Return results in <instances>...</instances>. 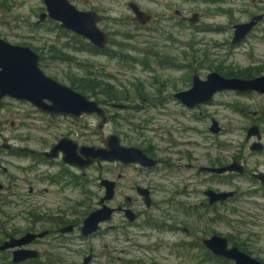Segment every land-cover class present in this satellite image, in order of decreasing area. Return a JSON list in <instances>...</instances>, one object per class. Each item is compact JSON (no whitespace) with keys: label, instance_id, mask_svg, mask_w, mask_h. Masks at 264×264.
<instances>
[{"label":"rangeland","instance_id":"rangeland-1","mask_svg":"<svg viewBox=\"0 0 264 264\" xmlns=\"http://www.w3.org/2000/svg\"><path fill=\"white\" fill-rule=\"evenodd\" d=\"M26 1L22 15L31 17L35 22L39 19L44 1ZM71 1L79 8H94L102 14L99 24L112 35L109 53L88 50L86 47L90 41L85 36L62 27L52 19L37 25V38L33 44L42 47L44 51L46 45L52 49L49 58H46V69L59 81L73 85L72 80L85 79V83L101 84L104 88L114 90L112 93H118L122 102L135 105L129 111L111 108L118 116L115 122L106 126V131L122 133L123 142L128 145H152L157 149L155 154L167 159L150 176L157 184V202L163 198L170 199V204L164 202L162 208H167L172 214L176 213L178 220H169L170 216H163L161 211L154 216L166 223L186 225L197 231L205 227L227 236L232 235L241 248L264 261V193L257 192L260 187L258 183L249 173L211 179L212 174L200 170L202 165H208L215 159L228 163L235 156L240 157L238 161L250 173L259 165L264 169V153L255 152L250 147L255 137L247 140L249 126L257 122L254 112L260 111L264 116V93L255 90L220 91L215 94L212 102L197 110L185 108L173 95L175 91L191 86L195 71L203 77L214 69L223 74V71L241 74L252 72L254 75L264 73V18L241 44L232 43L233 25L247 21L254 14H264V0H135L153 14V19L145 26L132 20L134 13L128 5L130 0ZM178 8L187 15L195 10L200 11L202 16L195 23L197 25L185 22L176 13ZM34 10L36 15L32 13ZM76 88L95 98L104 96L100 90L93 92ZM1 113L0 117L3 116ZM4 116L7 125H10L11 120H19L17 115L8 112ZM212 117L219 120L223 129L221 133L210 129ZM21 122L22 139L29 140L31 135H45L44 129L37 130L30 125L37 121L22 119ZM60 122L64 132L78 129L69 119ZM55 130L54 126L52 132ZM83 132L85 138L97 139L89 130L83 129ZM1 160L3 165L9 167L10 174H27L24 164L30 162L29 158H18L2 152ZM117 168L118 171H126L134 180H140L143 176L133 166L117 164ZM3 177L0 174L1 180ZM209 187L237 189L238 195L229 202L227 208L212 211L201 204L206 201L204 190ZM24 192L25 199L38 200L53 207L56 205L53 202L54 196L48 192L31 194L27 185ZM172 203L175 209L171 208ZM141 208L145 209V205L142 204ZM152 211L149 210L150 213ZM147 218L150 217L143 214L141 223ZM124 220L125 217L117 214L114 222L121 226ZM137 229L140 236L134 243L148 247L147 250L136 248L132 242L131 250L130 246L122 250L120 247L128 243L118 241L117 257L114 256L117 260L122 258L116 260L117 264H127L126 257H131L133 264H144L151 254L158 256L164 264H194V258H190L188 251L176 250L169 245L161 246L154 240V236L149 238L145 235L151 231L150 228ZM184 231L182 228L169 229L167 226L163 231L153 230L157 237L167 241L190 239ZM118 232L124 238L128 234L125 227H119ZM197 234L199 237L203 235L200 232ZM81 243L84 248L94 244L97 253L99 249L104 250L106 242L96 237ZM197 263L215 264L200 263L199 257L196 258ZM227 264L234 262L230 260Z\"/></svg>","mask_w":264,"mask_h":264},{"label":"flooded vegetation","instance_id":"flooded-vegetation-1","mask_svg":"<svg viewBox=\"0 0 264 264\" xmlns=\"http://www.w3.org/2000/svg\"><path fill=\"white\" fill-rule=\"evenodd\" d=\"M207 1L219 2L220 0ZM26 2V0H0V55L5 51L7 56H12L15 52V46H28L34 52L40 55L39 65L44 70V72L52 77H55L46 69V58H49L48 55L52 49L46 45V50L44 51L42 47H38L33 44V40L37 38V25H41L45 20L51 18L47 17L44 20L38 19L34 22L31 20V17L22 15V7ZM45 10L46 7L44 5L41 12ZM146 11L151 13L149 10ZM41 12L39 13V17ZM194 12H199L200 20L202 16L201 12L195 10L192 12V14ZM32 13L33 15L37 14L36 10L32 11ZM176 13L179 14L185 22H191L188 17H190L192 14H183L182 10L179 8L176 9ZM151 15L152 18L147 23H141L138 20H135L134 15L132 16V20L145 26L153 19V14L151 13ZM107 32L112 38L111 33L109 31ZM251 32H249L247 36L238 43H234L232 38V43H234V45L241 44ZM109 45L105 48H100L94 45L97 47V51L93 52L108 54L110 47ZM1 47H4L5 50L2 51ZM36 56L37 55L32 52L24 54V58L30 60L31 62L36 58ZM2 68L3 67L0 65V70H2ZM196 72L198 71H195L192 74V80L193 75ZM254 76L257 75L252 74L250 76L243 77ZM71 86L77 89L73 85ZM185 89L177 90L173 93V95L175 96V93ZM77 90L87 94L79 89ZM99 90L100 92L104 93L103 98H95L89 94L87 95L90 98L96 99L102 106L106 108L108 112L109 118L104 123L102 128H100L102 118L97 113L85 112L80 116H74L71 114L43 111L35 104V102L28 98L13 94L10 91L2 93V89L0 87V112L3 114V116L0 117V153L6 152L14 157H25L30 159L28 164H24L27 174L17 176L10 174L9 167L3 165L2 160L0 161V174L4 175L2 180L0 179V182L2 183V188L0 189V264H117V259H115V256L117 257V255H115V253L119 249L118 241H124L125 243H128L127 245L123 246L124 248L120 247L122 250H126L130 246V242H132V245L136 246V248L147 250L148 247L134 243L135 239L140 236V232L138 231L139 229H137V227H144L146 229L148 228V230L150 228L151 231H147L145 235L149 238L154 236V240H156V242L161 246L169 245L170 248L173 247L176 250L181 249L183 251H188L190 258H194V264H196L197 257H199L200 263L207 262L215 264H227L230 260H232L235 264L233 259L215 253L204 242L205 238L211 237L214 234H220L228 238L229 246L236 245L240 249L246 251L245 249L241 248L239 244L235 243L232 235L227 236L216 231L215 229L211 230L206 229L205 227L200 229V231H197L196 228H189L186 225L181 226V222H178L180 225L177 226L174 225L176 223H166L154 216L155 213L161 211L163 216H170V218H168L169 220H178L176 218V213L172 214L171 212L167 211V208H162V203L167 202L169 205L171 201L170 199L163 198L157 202V184L150 175L152 171L160 167L164 162L167 161V159L155 154L154 151L157 149L153 148L152 145L139 147L143 148L145 152L151 157L158 159V162L155 165H144L139 162L125 163L121 160L114 159L95 160L89 163L87 166H79L77 164L65 161L63 158L64 153L61 149L58 150V153L55 156H50L45 153V151L52 150L62 138L72 139L78 144V146H102L104 145V137L110 133H117L121 137V142L125 144L122 139V133H118L116 131H106V126L111 122H115V119H117L118 116V113L112 111L111 108L114 107L120 110L129 111L131 108H135V105L122 102L123 100L121 97L118 99L109 100V93L118 94L112 93L114 90L108 88ZM176 98L185 108L191 110H197L202 105L213 101L212 99L209 102L200 103L194 107H191L183 103L178 97ZM45 102L51 103V100L45 99ZM113 102L124 103L125 106H112L111 103ZM5 112L17 115L19 120H11L10 125H7L5 123ZM254 113L257 117L256 124L259 125L261 130V137L259 139L263 143V148L261 150L254 151L262 154L264 153V116L260 111H255ZM22 119H31L37 121L38 123H31L30 125H32L33 128H37V130L44 129L45 135L43 137H39V135H31L29 140L27 138L22 139V133H20V129L23 124L21 122ZM65 119H69L70 123L78 126V129L72 128L66 132L62 131L60 121ZM213 119L216 118L212 117V122ZM216 120L221 127L220 131L217 133H221L223 131L222 126L219 120ZM54 126L56 127V130L53 133L52 128ZM83 129L92 132V136H96L97 139L85 138L86 134L83 132ZM254 137V140H256L257 136ZM247 140L249 141L250 139ZM26 146L31 148V150L21 148ZM239 159V156H235L232 159V162L235 160L238 161ZM229 163L231 162L227 163L224 160L215 159L208 165H202L200 170L208 171L210 174H212L211 179H219V177L234 176L237 174L246 175L249 173L252 175L253 172H264V169H262L260 165L251 173L246 168V166L245 172L243 173L235 170L216 172L205 168L225 166ZM117 164L123 165L124 167L133 166L137 169V172L143 176L140 180H134L133 177L130 176L126 171H118ZM17 167H21V165H17ZM252 177L254 181H256L260 186L257 189V192L264 193V181L260 178L254 177L253 175ZM103 179H109L114 182V191L110 198H105L107 194V186L103 184ZM26 185L28 192L31 194L41 192H48L52 194L54 196L53 202L56 204L55 207L51 205H44L38 200L30 201L25 199L23 195H25L24 189L26 188ZM217 187L209 188H212L215 191L234 190L235 192L225 199L211 201L210 195L205 192V189L204 193L206 194V201H202L201 204L204 205L206 209L216 211L227 208L229 202L237 198V189H224ZM177 193L178 192L176 191L175 194ZM10 198L14 199L11 200ZM173 201H175V199H173ZM142 204L145 205V209L141 208ZM172 204L173 207L171 208L175 209L174 203ZM177 204L180 205V203ZM104 205L114 208L111 216L107 219L101 220L98 227L92 232L85 233L83 231L85 219L93 211L103 207ZM154 207H157L158 209L156 210ZM127 208H131L133 210L136 215L135 219H130L126 212ZM151 209H153L152 213L149 212ZM117 214L125 217L123 225L121 226H119L117 222H114ZM143 214L148 215L150 218L143 220L141 223L140 220ZM70 225H72L70 230H65V228ZM166 226L169 229H184V232L189 235L190 239L181 238L175 239L173 241H167L163 237H157L154 234L153 230L163 231ZM119 227L127 228L128 234L125 235V238L123 237V234L118 232ZM196 232L203 234L202 237H199ZM29 233L34 235L30 234L31 236H29ZM25 236L29 237L25 242L11 244V242L14 240L23 238ZM96 237L105 240L106 243L104 244V250L99 249L97 253H95L94 244H90L87 248L82 246V241L85 242L86 240L90 239L93 240ZM79 241L80 243L78 244ZM159 245L157 250L159 249ZM198 249L199 252H197ZM129 250H131V246L129 247ZM17 254L19 256H17ZM24 254H28V256L25 258H18ZM250 254L254 255L253 253ZM121 258L122 257H119L118 260ZM125 262L127 264H133L131 257H126ZM144 264L164 263L159 260L158 256L151 254L147 256V260H145Z\"/></svg>","mask_w":264,"mask_h":264},{"label":"water","instance_id":"water-1","mask_svg":"<svg viewBox=\"0 0 264 264\" xmlns=\"http://www.w3.org/2000/svg\"><path fill=\"white\" fill-rule=\"evenodd\" d=\"M46 10L41 12L39 19L44 20L47 17L60 22L64 28L72 30L85 36L94 45L105 48L111 43V36L100 26L102 15L96 9L79 8L71 0H44ZM130 7L134 11V19L141 23H147L151 18V13L144 10L141 5L132 0L129 2ZM189 20L193 23L199 21V12H194ZM264 18L263 13L254 14L249 20L241 21L234 24L233 42L238 43L243 40L249 32ZM2 51L5 50L1 47ZM12 56H7L5 51L0 55V87L2 93L10 91L13 94L28 98L43 111L53 113L71 114L80 116L83 113H97L101 116L100 128L108 120L109 115L104 106L96 99L90 98L71 85L59 81L44 72L39 65L40 55L34 52L28 46H15ZM35 53L37 56L31 62L24 58L26 53ZM224 90H235L240 92L259 91L264 93V74L254 77L243 76H227L218 70H211L206 77H202L196 72L193 75L191 87L178 91L175 96L183 103L194 107L200 103H206L213 99L215 94ZM45 99L51 100L46 103ZM112 106H125L124 103L113 102ZM213 132L220 131L221 127L216 119H213L211 125ZM257 136L251 144L252 150H261L263 143L260 141L261 130L258 124L253 123L247 131V139ZM104 145H82L78 146L72 139L62 138L52 150L45 151L47 155L55 156L58 150L64 153V160L79 166H87L95 160H114L118 159L125 163L139 162L144 165H155L158 159L148 155L145 150L136 145H126L121 142V137L117 133H110L103 139ZM22 149H30L29 147H21ZM212 171H239L245 172V166L240 161H233L225 166L205 167ZM254 177L264 181V172H253ZM103 184L107 186V194L105 198H110L114 191V182L109 179H103ZM2 183L0 182V189ZM205 192L210 195V200L225 199L234 194V190L215 191L208 188ZM104 198V199H105ZM114 208L103 207L93 211L84 221L83 231L90 233L95 230L101 220L111 216ZM126 212L130 219H135L136 215L131 208H127ZM72 225L65 228L70 230ZM34 235L29 233L28 235ZM29 238L14 240L11 244L25 242ZM205 244L215 253L227 256L235 261V264H264V261L256 256L240 249L238 246L228 245V238L220 234H214L204 239ZM17 256H19L17 254ZM28 254H24L18 258H25Z\"/></svg>","mask_w":264,"mask_h":264},{"label":"trees","instance_id":"trees-1","mask_svg":"<svg viewBox=\"0 0 264 264\" xmlns=\"http://www.w3.org/2000/svg\"><path fill=\"white\" fill-rule=\"evenodd\" d=\"M88 50H90V51H97V47H95L94 46V44L93 43H91V42H89L88 43V45H87V47H86ZM226 75H232V76H234V75H237V76H250V75H252V73L250 72V73H248L247 75L246 74H241V73H239V72H235V71H233V72H226V71H223ZM86 81H85V79L84 80H79V81H76V80H72V84L73 85H75L76 87H79V88H82V89H84V90H91V91H93V92H96L97 90H99V89H102V90H104V87H103V85H95V84H92V82L91 83H85ZM109 96H110V98H109V100H113V99H118V98H120V96L118 95V94H111V93H109Z\"/></svg>","mask_w":264,"mask_h":264}]
</instances>
